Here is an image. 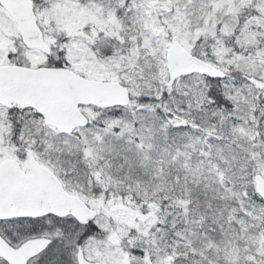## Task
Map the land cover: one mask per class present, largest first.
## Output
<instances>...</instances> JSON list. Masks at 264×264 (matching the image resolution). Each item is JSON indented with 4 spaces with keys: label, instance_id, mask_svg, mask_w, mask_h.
Masks as SVG:
<instances>
[{
    "label": "snow or ice",
    "instance_id": "obj_1",
    "mask_svg": "<svg viewBox=\"0 0 264 264\" xmlns=\"http://www.w3.org/2000/svg\"><path fill=\"white\" fill-rule=\"evenodd\" d=\"M0 264H264V0H0Z\"/></svg>",
    "mask_w": 264,
    "mask_h": 264
}]
</instances>
